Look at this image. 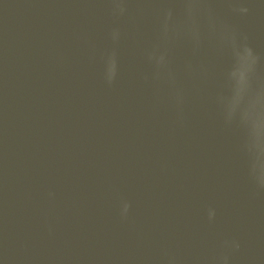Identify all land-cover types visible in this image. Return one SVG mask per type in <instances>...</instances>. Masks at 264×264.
Listing matches in <instances>:
<instances>
[{
  "label": "water",
  "instance_id": "water-1",
  "mask_svg": "<svg viewBox=\"0 0 264 264\" xmlns=\"http://www.w3.org/2000/svg\"><path fill=\"white\" fill-rule=\"evenodd\" d=\"M246 2L245 15L218 8L264 54V0ZM127 9L0 0V264H205L225 240L240 245L229 264H264V187L252 175L264 123L226 119L215 97L227 57L186 45L175 67L203 62L207 75H182L181 112L144 55L155 12L147 0Z\"/></svg>",
  "mask_w": 264,
  "mask_h": 264
},
{
  "label": "clouds",
  "instance_id": "clouds-1",
  "mask_svg": "<svg viewBox=\"0 0 264 264\" xmlns=\"http://www.w3.org/2000/svg\"><path fill=\"white\" fill-rule=\"evenodd\" d=\"M218 4L231 14L245 15L250 11L246 0H147V8L155 12L156 24L155 38L144 55L154 67V79L181 112L186 101L182 75L195 84L207 75V66L188 60L181 73L174 63L176 51L186 45L194 56L210 50L217 56L227 57L228 66L223 72L222 87L216 93V103L226 119L232 120L239 113L247 126H258L264 123V54L255 50L249 35L232 23ZM127 10V0H112L114 15L123 16ZM120 36L121 30L113 29L114 42ZM118 72L117 52L113 49L105 65L109 84L115 81ZM252 153V175L264 187V148L257 147ZM130 208V202H123L124 218ZM209 217H215L214 210ZM233 246L240 247L238 242L225 240V251L207 258L205 264H229L227 250ZM166 261L177 264L174 255L166 254Z\"/></svg>",
  "mask_w": 264,
  "mask_h": 264
}]
</instances>
